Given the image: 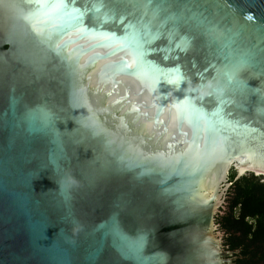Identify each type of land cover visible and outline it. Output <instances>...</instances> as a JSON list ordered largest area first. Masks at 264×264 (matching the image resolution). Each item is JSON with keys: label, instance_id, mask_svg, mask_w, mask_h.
I'll return each mask as SVG.
<instances>
[{"label": "water", "instance_id": "95a60500", "mask_svg": "<svg viewBox=\"0 0 264 264\" xmlns=\"http://www.w3.org/2000/svg\"><path fill=\"white\" fill-rule=\"evenodd\" d=\"M233 160L264 170V0H0V264H231Z\"/></svg>", "mask_w": 264, "mask_h": 264}, {"label": "trees", "instance_id": "16d2710c", "mask_svg": "<svg viewBox=\"0 0 264 264\" xmlns=\"http://www.w3.org/2000/svg\"><path fill=\"white\" fill-rule=\"evenodd\" d=\"M225 209L216 216L224 244L234 251L231 264H264V178L253 172L237 177L232 168Z\"/></svg>", "mask_w": 264, "mask_h": 264}, {"label": "rangeland", "instance_id": "374dc122", "mask_svg": "<svg viewBox=\"0 0 264 264\" xmlns=\"http://www.w3.org/2000/svg\"><path fill=\"white\" fill-rule=\"evenodd\" d=\"M228 180H227V184H225L224 186H222L221 188V193H222V196H221V205L219 206V211L217 212V215L219 213H222L221 209H225V206H226V194H227V190H228ZM227 187V188H226ZM217 223V222H216ZM215 234L218 235V239L222 242V245L224 246V249H227L226 246H225V242H224V232L220 229L219 225L215 228Z\"/></svg>", "mask_w": 264, "mask_h": 264}, {"label": "bare ground", "instance_id": "6f19581e", "mask_svg": "<svg viewBox=\"0 0 264 264\" xmlns=\"http://www.w3.org/2000/svg\"><path fill=\"white\" fill-rule=\"evenodd\" d=\"M232 163L237 164V166H238L240 172H243L244 170H246V169H250V168L255 169V170H257V171H263V172H264L263 169L258 168V167H255V166H252V165H249V164H247V163H245V162H243V161H240V160H233V161L229 164V166H230ZM229 166H228V167H229ZM225 173H226V171H225ZM225 173H224L223 176L221 177V179H220V181H219V184H220V182L223 180V178H224V176H225ZM219 184H218L217 191H216V195H215V198H214V201H215L216 205L219 203V199H220V194H219Z\"/></svg>", "mask_w": 264, "mask_h": 264}]
</instances>
